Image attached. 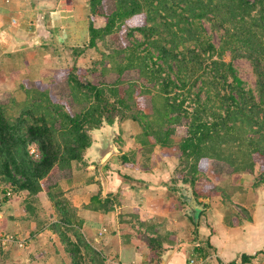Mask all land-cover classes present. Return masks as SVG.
I'll return each instance as SVG.
<instances>
[{
	"label": "trees",
	"instance_id": "1",
	"mask_svg": "<svg viewBox=\"0 0 264 264\" xmlns=\"http://www.w3.org/2000/svg\"><path fill=\"white\" fill-rule=\"evenodd\" d=\"M86 1L88 46L110 42L98 62L103 78L84 80L75 66L67 69L70 110L42 85L26 88L20 102L0 96V190L26 192V218L36 225L28 239L44 228L54 232L68 255L64 264H109L87 240L83 220L60 186L72 180L74 163L87 166L90 131L102 121L117 117L140 127L134 135L139 147L118 155L120 167L148 171L157 159L178 160L176 178L171 172L161 183L171 191L178 192L181 182L196 197L222 196L227 203L226 183L234 173L253 174L256 185L264 180V0ZM96 16L103 26L94 25ZM238 58L250 63L254 87L239 77L232 63ZM115 141L123 145L121 137ZM30 143L38 145V160L28 153ZM116 194L101 199L98 190L83 208L107 213L118 202ZM140 237L154 252L148 262L160 264L166 236ZM209 252L202 245L194 255Z\"/></svg>",
	"mask_w": 264,
	"mask_h": 264
},
{
	"label": "crops",
	"instance_id": "2",
	"mask_svg": "<svg viewBox=\"0 0 264 264\" xmlns=\"http://www.w3.org/2000/svg\"><path fill=\"white\" fill-rule=\"evenodd\" d=\"M57 1L60 0H36L34 3L31 0H0V87L10 89L20 77H25L28 73L38 77L41 73L39 67L42 66V61L38 49L56 37L61 40L59 29L62 28H48L39 12L43 9L55 10ZM49 15L46 14L45 17ZM50 17L52 22V16ZM114 157L115 155L110 156L98 171L106 180L104 189L99 175H94L92 170L90 173L91 163L82 168L74 165L72 180L60 182V185H72L68 190H71L72 205L77 208V214L83 220L82 232L94 247L102 250L109 264L148 262L154 257V252L140 235L154 236L156 232L164 234V238L166 236L162 240L163 250L159 255L161 260V255L170 250L166 264H188V260L195 256V250L202 245H206L210 251L205 256L209 259V264H237L242 261V255L250 257L247 261L249 264H264V180L256 185L253 174L234 173L226 183L230 193L227 203H224L222 196L196 197L190 188L194 198L202 200L204 209L199 214L196 228L192 225L188 229L174 215L167 216V213L157 208L164 200H169V189L151 177L156 174V168L141 171L137 167H120L116 163L104 168ZM166 168L170 174V166ZM118 172L121 177L123 174L129 175L135 180H126L142 186H122L124 190L120 204H115L114 209L107 213L83 208L98 190L101 199L107 194L118 192L122 184L118 179ZM164 176L166 175L163 174ZM136 179L142 180V183ZM62 189L65 194L68 192L64 187ZM145 190H159L162 195L159 197L153 193L146 197ZM180 195L183 200V194ZM25 197L26 192H15L10 198L0 202V230L30 234L35 229L34 221H26L23 202ZM179 199L182 206L176 213L189 214L188 207ZM46 207L51 210V203L48 202ZM47 213L50 211L47 210ZM130 213H136L137 217L132 219ZM141 221L144 226L140 224ZM56 236L54 232L44 228L31 235L23 248L11 245L5 250L0 249V264L67 263L68 255Z\"/></svg>",
	"mask_w": 264,
	"mask_h": 264
},
{
	"label": "rangeland",
	"instance_id": "3",
	"mask_svg": "<svg viewBox=\"0 0 264 264\" xmlns=\"http://www.w3.org/2000/svg\"><path fill=\"white\" fill-rule=\"evenodd\" d=\"M39 13L43 17L42 18L40 16V18H42L41 20L44 21L47 26H49L48 28H51L52 26L54 27L61 26L59 27L62 28L59 29L61 30L60 32L61 34L57 31V33L60 34L61 40H59L58 37L56 38L54 37L55 40H53L52 42L50 41L49 43H45L43 47H39L38 50L41 55L42 66L39 67L41 73L38 75V77L30 76V74L28 73L27 76L20 77L18 79L19 81H17L16 84L12 85L10 89L3 86L0 87V96L6 100L10 97H13L16 99V101L20 102L25 98L26 88H36L42 85V89L44 88L49 89L52 100L56 102H64L66 108L70 110L71 107L74 105V103L72 102L70 96L68 95V87L66 85V80H65L66 79L65 71L75 66L78 75L83 77L84 80L88 79L95 82H99V81L101 82V79L103 78V74L101 75L99 74L101 70V64L98 62L101 59L103 53L109 52L110 42L105 43L103 41H98L95 46L93 47L88 46L87 26H88L89 9L86 0H60L59 2L57 1V6L55 10L46 11L45 9H43ZM46 14H50L52 16V22L50 21L51 19L50 15L45 17ZM54 19L55 21L53 22ZM57 20L61 22H57ZM93 21L96 27H100L104 25V19L101 16H96ZM213 41L216 45H218L219 35L217 33L213 34ZM229 58H230L229 54L226 53L225 59L229 60ZM232 63L235 66L239 77L245 81L246 85L249 87H254L255 75L252 72L250 63L243 58L234 59ZM92 68L95 69L93 70ZM114 77L115 76H112L111 78ZM2 89H5V91H2ZM141 101L143 103V100ZM12 108H16V106L13 105ZM15 110L16 109H12L13 112ZM117 121H118L117 124H118L119 132L114 134L115 135L114 141L116 137H121L123 143V145L121 146L118 142L115 141V144L117 145L120 151L118 155L121 152H128L130 150H135L136 148H138L139 145L137 144V142L134 141V135L137 132H139L140 130L139 125L131 120L119 121L117 118ZM118 155L117 156L115 155V157L118 158ZM155 158L157 159V157ZM119 161H120L119 158L118 159L113 158L110 159L109 163L107 164L109 166L110 164L114 165L116 163L119 166ZM74 165L75 163L72 165V167H74ZM177 165H178V160L175 157H163L160 160L157 159L155 161V166L153 167V169L156 168L155 169L156 174L151 177L154 178L159 184L162 181H167L168 178L170 177V174L167 173L168 170L166 167L170 166V168L168 169H170V173L172 172L173 176L176 178L177 171L175 174L174 171L175 168H177ZM89 169H90V173L92 170L94 175L97 176L99 175L98 172L99 170L97 168H93L91 166ZM257 170L258 167H255L256 174H257ZM117 174H118V179L122 181V184L120 185L118 192H116L117 200H118L116 204H120L122 193L124 190L122 189V186H131L132 184L134 186H138V185L142 186V185L136 182L128 181L126 179L125 181L121 177V173L118 172ZM163 174H165L166 176L163 177ZM245 180L248 179L246 178ZM62 184L63 185H60L61 189L64 187V189L65 190L67 189L68 191L65 194L64 190L62 189V192L72 205L71 194H70L71 190H68L72 185L68 183H62ZM161 186L165 187L162 184ZM178 186L180 187V190L178 192L167 190V196L169 197V200H164L162 203L159 204L157 208L162 212L167 213L166 214L167 216L174 215L179 222L185 223L187 225V228L189 229L192 227V223L188 218L190 214L179 215L176 213V210H178L182 206V203L178 196H180V194L187 192L188 188L190 187L184 185L181 182H178ZM153 193H156L155 195L159 197L162 195V193L159 192V190L153 192L149 190L148 191L145 190L146 197L148 195L149 196L153 195ZM256 198H258V195ZM187 210L189 212V208H187ZM26 221L28 222L30 220L26 218ZM13 234L20 235L22 233L15 232ZM25 235H27V240H28L29 234L26 233ZM56 238L58 239L57 236ZM49 241L52 240L49 239ZM0 249L5 250L7 248H0ZM126 254L127 253L124 254V257L126 256Z\"/></svg>",
	"mask_w": 264,
	"mask_h": 264
},
{
	"label": "water",
	"instance_id": "4",
	"mask_svg": "<svg viewBox=\"0 0 264 264\" xmlns=\"http://www.w3.org/2000/svg\"><path fill=\"white\" fill-rule=\"evenodd\" d=\"M117 122V117H115L111 124L102 121L100 127L90 131L92 140L84 153V160L87 163H91L93 168L99 170L110 156L117 155L120 152L114 141V134L119 132ZM99 177L102 189H104L106 180L101 173H99ZM183 197L186 206L190 209L188 213L192 216L195 224H198L199 214L204 209L202 200L194 198L190 188H188L187 192L183 193ZM205 202H207V200ZM169 252L170 250L161 255L160 264H166L165 262Z\"/></svg>",
	"mask_w": 264,
	"mask_h": 264
},
{
	"label": "built area",
	"instance_id": "5",
	"mask_svg": "<svg viewBox=\"0 0 264 264\" xmlns=\"http://www.w3.org/2000/svg\"><path fill=\"white\" fill-rule=\"evenodd\" d=\"M28 153L34 160H38L40 158V150L38 145L35 143H30L28 146ZM11 189L8 187L3 191L0 190V202L4 201L5 199L11 197ZM105 229H103L104 231ZM27 235L25 234H13L11 232H4L0 230V247L1 248H8L11 245H14L18 248H22L27 244ZM133 264H150L149 262L143 263H133ZM188 264H209V259L204 257L199 258H190L188 260ZM237 264H249L247 262L238 261Z\"/></svg>",
	"mask_w": 264,
	"mask_h": 264
}]
</instances>
